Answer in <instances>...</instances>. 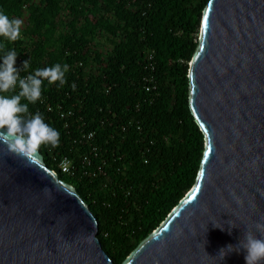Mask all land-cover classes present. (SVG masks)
<instances>
[{
	"label": "trees",
	"instance_id": "obj_1",
	"mask_svg": "<svg viewBox=\"0 0 264 264\" xmlns=\"http://www.w3.org/2000/svg\"><path fill=\"white\" fill-rule=\"evenodd\" d=\"M208 2L0 0V10L23 21V39L0 37L5 50L18 52V70L31 60L21 78L56 63L69 66L66 84L58 90L45 81L42 102L29 110L60 133L59 147L40 148L44 165L63 182L67 176L113 264L196 181L205 144L189 110L188 71ZM62 158L72 173L60 171Z\"/></svg>",
	"mask_w": 264,
	"mask_h": 264
},
{
	"label": "water",
	"instance_id": "obj_2",
	"mask_svg": "<svg viewBox=\"0 0 264 264\" xmlns=\"http://www.w3.org/2000/svg\"><path fill=\"white\" fill-rule=\"evenodd\" d=\"M188 80L205 144L196 181L121 264H245L243 250L218 252L264 223V0H209ZM97 232L40 152L0 155V264H113Z\"/></svg>",
	"mask_w": 264,
	"mask_h": 264
},
{
	"label": "clouds",
	"instance_id": "obj_3",
	"mask_svg": "<svg viewBox=\"0 0 264 264\" xmlns=\"http://www.w3.org/2000/svg\"><path fill=\"white\" fill-rule=\"evenodd\" d=\"M22 24L21 19L10 18L0 10V37L5 38V41L15 42L23 39ZM5 49L6 43L0 42V52H4L0 62V145H2L0 155H11L31 163L38 158L42 146L59 147L60 133L45 122L43 114L39 111L33 115L29 110V104L42 102L45 81L49 86L56 85L58 90L62 88L67 82L66 73L69 66L56 63L51 67L38 68L32 74L21 78L20 71L28 72L31 60L24 61L22 69L18 70L14 66L18 52L14 49ZM71 87L74 91L75 85ZM22 99L28 103H21ZM44 191L48 192V189ZM228 225L230 234L231 228L235 225L231 222ZM213 226L224 230L223 227ZM256 233H259L260 238H257ZM240 250L246 253L245 264H264V223L257 222L255 232L246 229L243 238L235 246L227 245L219 250L218 255L223 260L227 254Z\"/></svg>",
	"mask_w": 264,
	"mask_h": 264
},
{
	"label": "built area",
	"instance_id": "obj_4",
	"mask_svg": "<svg viewBox=\"0 0 264 264\" xmlns=\"http://www.w3.org/2000/svg\"><path fill=\"white\" fill-rule=\"evenodd\" d=\"M148 88H146V90H147ZM68 115H71V113H70V111H68V112H66ZM64 114L62 113L61 114V116H63ZM92 136V133H89L88 135H87V138H90ZM58 167H59V169H60V171L62 172V173H72L71 172V168H70V165H69V161L67 160V159H65V158H62L61 160H60V162H59V164H58ZM53 173H55L54 171H53Z\"/></svg>",
	"mask_w": 264,
	"mask_h": 264
},
{
	"label": "rangeland",
	"instance_id": "obj_5",
	"mask_svg": "<svg viewBox=\"0 0 264 264\" xmlns=\"http://www.w3.org/2000/svg\"><path fill=\"white\" fill-rule=\"evenodd\" d=\"M63 179H64L65 182L69 181L67 176H63Z\"/></svg>",
	"mask_w": 264,
	"mask_h": 264
}]
</instances>
